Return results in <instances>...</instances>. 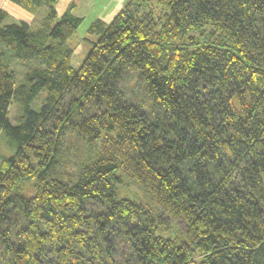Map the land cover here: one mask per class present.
I'll use <instances>...</instances> for the list:
<instances>
[{
	"label": "trees",
	"instance_id": "trees-1",
	"mask_svg": "<svg viewBox=\"0 0 264 264\" xmlns=\"http://www.w3.org/2000/svg\"><path fill=\"white\" fill-rule=\"evenodd\" d=\"M11 1L48 13L35 27L0 10V130L17 150L0 164V264H264V0H157L159 16L129 0L90 26L79 68L64 46L84 19ZM208 23L223 43L174 47ZM9 58L39 66L17 86ZM132 69L153 112L122 89ZM69 135L97 149L67 175ZM120 169L149 209L118 197Z\"/></svg>",
	"mask_w": 264,
	"mask_h": 264
},
{
	"label": "rangeland",
	"instance_id": "rangeland-1",
	"mask_svg": "<svg viewBox=\"0 0 264 264\" xmlns=\"http://www.w3.org/2000/svg\"><path fill=\"white\" fill-rule=\"evenodd\" d=\"M151 5L154 6L155 12L159 16L166 14V8L159 5L157 0H150ZM87 22V21H86ZM84 22L78 29L77 33L71 38V40L64 46L69 50H72L70 55L71 65L74 68H79L85 61L87 55L92 51L93 42H96L98 38L95 36L88 35V30L90 26L88 22ZM190 37H194V40L191 41L189 37L183 39H175L173 40V45L175 48H189L192 51L196 48L205 47V45L216 44L218 42H224V32L220 29L214 28L212 24L208 23L204 26V28L200 31H194L191 33ZM10 69L15 74V84L17 86H21L24 82V77L27 74L28 70L33 67L39 66L36 60L25 61V60H16L9 58L8 59ZM122 89L126 92L128 99L133 101L143 102L144 108L147 112H153L152 103L149 100L148 92L144 86V82L138 79L137 70H130V73L124 79L121 84ZM48 94L46 90H43L34 100L32 106L36 110H41L44 106V102L47 98ZM23 114V109L18 106L17 103H13L10 109L9 118L13 124H17V119L19 115ZM116 133L103 134L102 139L98 143L97 147L100 151L105 144L106 140L116 139ZM69 139L66 145V152H69L68 161L71 162L70 166L66 169L65 173L70 175L78 170L79 164L90 160V157L94 156L96 152V147H88V145L78 136L69 135ZM17 152L16 144L7 137V135L0 130V164L3 158H10ZM118 177L120 178V182L117 183L116 189L118 192V197L120 199H130L132 201H136L139 204L143 205L145 208H150L151 199L149 197V193L147 188H145L137 179L130 178L129 175L125 172L124 169H120L118 171ZM89 209L97 210L96 206H88ZM173 230L180 233L181 224L174 222ZM173 224V223H172ZM158 234L163 237L169 238L172 234V230H165V226L159 225Z\"/></svg>",
	"mask_w": 264,
	"mask_h": 264
},
{
	"label": "crops",
	"instance_id": "crops-1",
	"mask_svg": "<svg viewBox=\"0 0 264 264\" xmlns=\"http://www.w3.org/2000/svg\"><path fill=\"white\" fill-rule=\"evenodd\" d=\"M129 0H57L55 5L58 15L69 12L84 19L88 25L97 20L110 22L117 13L125 9ZM0 10L8 12V23L27 22L39 27L48 13V7L42 5L33 10H27L21 4L11 0H0ZM86 22V23H87Z\"/></svg>",
	"mask_w": 264,
	"mask_h": 264
}]
</instances>
